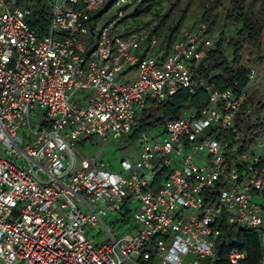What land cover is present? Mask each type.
<instances>
[{
	"label": "built area",
	"instance_id": "1",
	"mask_svg": "<svg viewBox=\"0 0 264 264\" xmlns=\"http://www.w3.org/2000/svg\"><path fill=\"white\" fill-rule=\"evenodd\" d=\"M141 2L0 0V264H218L227 230L256 231L264 264V142L243 134L246 88L207 79L220 34L201 15L165 54ZM179 89L191 106L140 132L134 159L114 169L90 147L130 138Z\"/></svg>",
	"mask_w": 264,
	"mask_h": 264
},
{
	"label": "trees",
	"instance_id": "2",
	"mask_svg": "<svg viewBox=\"0 0 264 264\" xmlns=\"http://www.w3.org/2000/svg\"><path fill=\"white\" fill-rule=\"evenodd\" d=\"M165 8L160 6L161 0H142L139 8L149 12L153 17L154 24L151 27V33L158 38L159 50L165 54L171 51L174 44L180 39L182 29L188 18H192L191 12L196 11L201 15V21L207 26L209 32L214 31L222 20L232 22L238 34H243L241 40H234L232 44L233 55L230 62L224 64L220 74L211 77L207 74L209 82L217 87H225L237 81L242 87L246 88L248 82L247 68L249 65L238 66L241 52L247 39L252 35V29H255L251 23L257 19H264L261 13L264 8V0H166ZM154 6V8H153ZM153 8V9H152ZM196 19H198L196 17ZM32 29L40 35L47 30L49 23V12L44 8H36L29 18ZM215 41L213 47L207 52V60H210L212 54L220 48L221 36ZM215 47V48H214ZM262 41L256 38L253 44V50L256 56L260 53ZM255 56V57H256ZM205 61V62H206ZM216 65L220 63L216 61ZM192 98L185 89H179L178 92L166 99L153 112L157 116L150 115L142 120L138 130L130 136V141H134L138 134L151 127L161 126L164 119L169 117H178L182 110L191 106ZM159 116V117H158ZM244 248L247 255L241 264H259L261 257L260 240L256 231H238L231 230L225 232V237L220 245V255L217 259L218 264H229L226 259L227 252L233 248Z\"/></svg>",
	"mask_w": 264,
	"mask_h": 264
},
{
	"label": "rangeland",
	"instance_id": "3",
	"mask_svg": "<svg viewBox=\"0 0 264 264\" xmlns=\"http://www.w3.org/2000/svg\"><path fill=\"white\" fill-rule=\"evenodd\" d=\"M141 1V0H139ZM261 13L264 14V8ZM192 18H188L185 22L184 29L190 28L198 14L196 11L190 13ZM232 22L222 20L221 24L212 31V33H223L220 41V48L216 53L212 54L210 60L206 61L203 66V70L206 73L214 77L220 74L222 66L231 61L233 55L232 44L233 41L241 40L243 34H238ZM255 29H252V35L250 39L245 42L244 50L240 54L238 66L249 65L253 67L255 75L252 79L248 78L246 84V91L248 95V101L246 108L251 112V119L247 120L243 125V134L249 140L256 142H264V19H257L251 22ZM258 38L262 41V48L260 53L256 56L253 50L254 40ZM215 48V47H214ZM256 56V57H255ZM216 61L220 63V66L216 65ZM199 71V68H195ZM150 115L157 116V113L149 111ZM159 117V116H158ZM93 150L101 151L105 154V160L109 162L110 166L114 169H118L119 162L124 157L134 159L136 156V145L127 139L113 141L110 144H102L97 138H93L89 143ZM87 144V145H89Z\"/></svg>",
	"mask_w": 264,
	"mask_h": 264
}]
</instances>
